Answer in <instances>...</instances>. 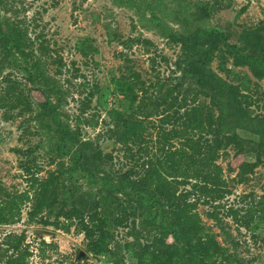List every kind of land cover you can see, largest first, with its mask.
<instances>
[{"label": "trees", "instance_id": "obj_1", "mask_svg": "<svg viewBox=\"0 0 264 264\" xmlns=\"http://www.w3.org/2000/svg\"><path fill=\"white\" fill-rule=\"evenodd\" d=\"M210 6L200 3L192 14L197 23L179 20L180 33L151 16L159 21L164 37L181 45L175 63L180 75L165 78L158 73L145 79L128 68L127 74L114 80L113 95L125 109L109 111L105 135L122 147L129 160L122 169L113 154H105L94 141L82 138L62 115L63 92L46 70L53 50L45 41L30 38V25L18 18L10 31L0 23V72L22 67L36 93L33 96L31 89L26 93L14 83L1 93L0 105L19 110L20 115L33 113L36 107L31 121L49 137L50 151L58 160L55 169L43 175L34 151L19 150L25 157L21 167L29 188L12 191L0 178V226L20 223L28 208L30 224L54 225L66 232L75 226L85 235L90 252L109 255L114 264H126L125 253L131 264H230L228 250L206 227L199 204L218 209L232 195L218 164L223 151L236 150L242 181L264 163V113L255 112L259 97L247 87L242 90L213 71L216 53L234 36L229 30L198 24ZM0 7L17 17V10L8 9L4 0ZM141 42L152 44L147 39ZM231 49L239 66H248L255 77L264 80V25L242 30ZM57 63V74H61L62 61ZM95 93L88 96L79 125ZM83 123L90 122L84 119ZM240 131L257 137L258 142H248ZM249 152L255 154V162L238 160ZM240 198L260 199L246 210L229 208L228 217L249 229L264 223V195ZM217 215L210 214L214 219ZM117 229H129L135 243H115ZM25 242L24 235L9 234L0 250V264H31L33 253ZM112 244L117 245L111 248Z\"/></svg>", "mask_w": 264, "mask_h": 264}, {"label": "rangeland", "instance_id": "obj_2", "mask_svg": "<svg viewBox=\"0 0 264 264\" xmlns=\"http://www.w3.org/2000/svg\"><path fill=\"white\" fill-rule=\"evenodd\" d=\"M4 1L8 9L18 12L15 17L14 13L0 7V23L4 29L10 31L12 23L18 18L30 25V38L37 43L45 41L53 50V57L47 58L46 70L63 92L60 111L66 116L65 120L80 131L82 138L94 141L105 154H113L118 169L126 167L124 165L129 164V160L122 147L105 135L110 120L109 111L113 108L125 109L124 103L113 95L114 80L127 74L128 68L139 72L145 79L154 78L158 73L165 78L180 75L175 63L181 55V45L162 35L159 21L152 19V15L180 33L182 26L179 20L197 23L192 14H196L201 2L210 3L208 13L198 24L229 30L234 36L220 47L212 69L230 84L242 90L247 87L246 90L259 97L257 103L260 107H254V110L257 114L264 113V80L255 77L248 66H239L231 49L242 30L264 25V0H140V5L138 0ZM145 39L152 44L141 42ZM56 60L62 61L61 74H57L59 63ZM14 83L26 93L31 89L35 96V87L22 67H6L0 72V96ZM96 87L99 91L95 93ZM91 93L95 95L79 125L78 117L86 108ZM19 112L0 105V178L10 190L22 192L29 185L21 167L25 157L19 150L34 151L43 168V175L48 170H54L58 160L50 151L49 137L31 121L36 107H33V113L20 115ZM84 119L90 123L98 122V125L83 123ZM240 134L248 142H258V138L249 133L240 131ZM235 154L236 150L230 147L221 153L218 160L232 195L225 198L218 209L200 203L199 212L208 230L228 250L230 264H264V223L249 229L227 215L231 207L246 210L252 201L260 199L241 196L264 195V163L254 172L247 173L242 181ZM238 160L255 162L256 157L249 152ZM235 167L236 171L230 170ZM81 184L86 190L90 189L84 181ZM27 212L28 208H25L20 223L0 226V250L9 234L24 235L25 243L33 253L31 264H114L109 255L96 256L90 252L85 235L75 226L66 232L63 227L30 224ZM211 213L218 214L217 219L212 218ZM241 214L244 215L245 211ZM50 218L56 222L54 216ZM59 222L66 224L63 219ZM114 235V242L122 246L135 243L129 229H117ZM43 242L49 246H43ZM116 245L112 244L111 248ZM82 251L87 254V259L78 260ZM125 257L126 264H131L130 255L125 253Z\"/></svg>", "mask_w": 264, "mask_h": 264}, {"label": "water", "instance_id": "obj_3", "mask_svg": "<svg viewBox=\"0 0 264 264\" xmlns=\"http://www.w3.org/2000/svg\"><path fill=\"white\" fill-rule=\"evenodd\" d=\"M87 259V254L85 252H81L78 256V260H85Z\"/></svg>", "mask_w": 264, "mask_h": 264}]
</instances>
